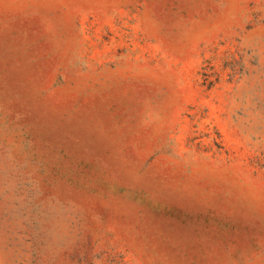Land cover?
Segmentation results:
<instances>
[{
    "label": "rangeland",
    "instance_id": "rangeland-1",
    "mask_svg": "<svg viewBox=\"0 0 264 264\" xmlns=\"http://www.w3.org/2000/svg\"><path fill=\"white\" fill-rule=\"evenodd\" d=\"M0 264H264V0H0Z\"/></svg>",
    "mask_w": 264,
    "mask_h": 264
}]
</instances>
